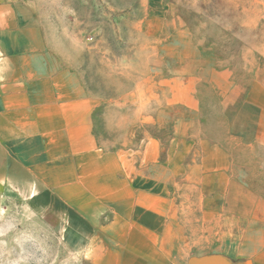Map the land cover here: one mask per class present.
<instances>
[{"label":"crops","instance_id":"0c3cea01","mask_svg":"<svg viewBox=\"0 0 264 264\" xmlns=\"http://www.w3.org/2000/svg\"><path fill=\"white\" fill-rule=\"evenodd\" d=\"M58 50L34 2L0 0V187L51 197L93 264H264V78L170 39L114 83L135 129L112 142Z\"/></svg>","mask_w":264,"mask_h":264},{"label":"rangeland","instance_id":"374dc122","mask_svg":"<svg viewBox=\"0 0 264 264\" xmlns=\"http://www.w3.org/2000/svg\"><path fill=\"white\" fill-rule=\"evenodd\" d=\"M30 1L61 60L102 97L96 128L106 141H123L135 129L134 111L121 108L114 83L127 71L136 77L157 68L153 57L170 39L206 50L248 88L264 78V0ZM0 264H93L89 231L47 194L30 198L0 187Z\"/></svg>","mask_w":264,"mask_h":264}]
</instances>
